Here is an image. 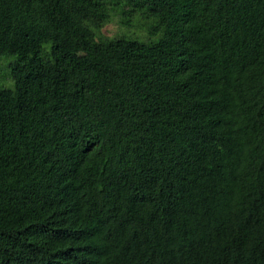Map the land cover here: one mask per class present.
<instances>
[{
    "label": "trees",
    "instance_id": "16d2710c",
    "mask_svg": "<svg viewBox=\"0 0 264 264\" xmlns=\"http://www.w3.org/2000/svg\"><path fill=\"white\" fill-rule=\"evenodd\" d=\"M3 57L0 264H264V0H0Z\"/></svg>",
    "mask_w": 264,
    "mask_h": 264
},
{
    "label": "rangeland",
    "instance_id": "374dc122",
    "mask_svg": "<svg viewBox=\"0 0 264 264\" xmlns=\"http://www.w3.org/2000/svg\"><path fill=\"white\" fill-rule=\"evenodd\" d=\"M144 17V16H143ZM107 24L100 29V36L102 38H115L120 35H127L141 40L147 38V24L148 19L130 18L129 24L123 23L122 16L119 13H108ZM13 60L8 57L0 58V88L5 89L11 87L10 72L8 64Z\"/></svg>",
    "mask_w": 264,
    "mask_h": 264
}]
</instances>
